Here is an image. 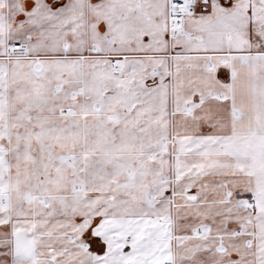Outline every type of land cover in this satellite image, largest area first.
<instances>
[{
    "label": "snow or ice",
    "instance_id": "6c2138e0",
    "mask_svg": "<svg viewBox=\"0 0 264 264\" xmlns=\"http://www.w3.org/2000/svg\"><path fill=\"white\" fill-rule=\"evenodd\" d=\"M0 264H264V0H0Z\"/></svg>",
    "mask_w": 264,
    "mask_h": 264
}]
</instances>
